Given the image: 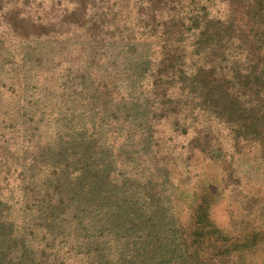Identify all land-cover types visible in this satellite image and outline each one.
<instances>
[{
	"label": "trees",
	"instance_id": "trees-1",
	"mask_svg": "<svg viewBox=\"0 0 264 264\" xmlns=\"http://www.w3.org/2000/svg\"><path fill=\"white\" fill-rule=\"evenodd\" d=\"M78 1L68 120L49 140L46 107L0 157L20 195L0 196V264H264V177L229 172L246 156L264 174V0ZM218 151L221 182L206 172L183 202L182 171ZM217 189L244 192L240 216L215 220Z\"/></svg>",
	"mask_w": 264,
	"mask_h": 264
},
{
	"label": "rangeland",
	"instance_id": "rangeland-1",
	"mask_svg": "<svg viewBox=\"0 0 264 264\" xmlns=\"http://www.w3.org/2000/svg\"><path fill=\"white\" fill-rule=\"evenodd\" d=\"M77 1L0 0V157L6 155L8 161L15 160L16 153L26 150L21 148V144H28L30 124L34 123L32 121L36 120L40 112L43 119L47 116L46 107L56 110L52 117L48 116L49 128L42 133L49 140L54 139L55 125L64 120L63 116L68 120L71 93L77 92L74 89L77 82L74 69L79 67L78 56L81 54L80 41L74 35V27L79 23L80 16H72L68 11ZM91 1L96 3L93 7L98 15L100 7L107 0L78 2L79 6H86ZM119 1L117 5H120ZM89 7L90 13L85 17L93 13L92 5ZM117 7L114 6V9ZM20 114L25 121L21 120ZM218 154L219 151L214 153L208 169L200 166L199 169L182 171V179L185 180L180 184L185 183V186L179 187L183 202L187 199L192 201L194 196L187 198L188 190L194 187L195 182L203 180L206 172L213 174L216 184L221 182V176L226 173L222 169L229 164L231 157L221 155V164L216 166ZM229 170L240 184L243 181L248 184L264 177L262 170L246 156L234 161ZM13 177L10 165L0 168V196L3 193L6 202L14 206V203H20V195L15 192ZM196 177L198 180L194 179ZM174 183L172 181V187ZM220 192L217 189L214 193L212 211L217 222L226 223L235 216H240L234 213L229 218L230 209L237 204V200L241 201L245 197L242 191L230 196H223Z\"/></svg>",
	"mask_w": 264,
	"mask_h": 264
}]
</instances>
